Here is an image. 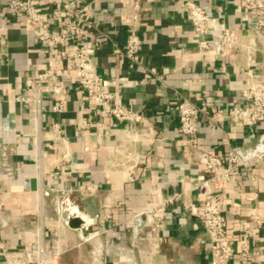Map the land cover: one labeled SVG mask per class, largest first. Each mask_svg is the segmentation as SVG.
Masks as SVG:
<instances>
[{
	"label": "built area",
	"instance_id": "2783aa9c",
	"mask_svg": "<svg viewBox=\"0 0 264 264\" xmlns=\"http://www.w3.org/2000/svg\"><path fill=\"white\" fill-rule=\"evenodd\" d=\"M1 1L12 26L31 34L45 60L44 68L35 75L25 73L18 77V88L24 89L25 93L13 99L28 109L29 136L37 147L33 166L41 228L37 240L28 242L23 249L8 247L0 234L1 264H60V258L69 246L63 245L61 238L53 233L50 238L46 237L43 203L45 197L53 195L54 220L62 226L69 224L65 197L72 192V177L78 165L73 159L70 139L63 134L65 126L53 121L47 128L43 127L48 111L45 101H52V113L63 115L67 112L70 93L68 83L78 87L86 101L84 110L88 116L76 119L72 126L79 132L95 130L96 146L105 153L102 169L106 179L108 175L121 174L108 182L134 183L141 178L138 171L142 164L146 168L159 165L162 159L156 154L144 153L142 148L158 140L160 135L149 117L122 102L121 94L111 88V82L91 59L90 50L99 48L108 37L94 21V5L99 0ZM110 1L120 4L121 24L127 31L126 41L118 53L129 62V69L134 70L140 63L143 46L139 34V29L144 26L141 2ZM237 2L242 11L241 20L246 23L242 31L222 24L221 18L210 7L200 5L197 0H179V10L192 27L187 43L193 46L198 59L210 65L227 56L240 72L241 99L228 112L209 115L207 100L200 92L196 93V102L177 104L178 133L186 149L185 162L194 167L198 177L185 180L178 191L167 196L162 195L157 182L152 184L151 198L141 212L126 220L120 219L102 231L88 232L83 236L84 242L89 243L91 236L101 240L102 235L107 236L115 227L122 228L129 232L140 261H147L149 253L158 251L162 234H166L172 225L170 207L180 203L184 213L181 222L186 224L189 219H196L209 238V264L257 263L256 249L264 231V214L257 206L260 194L244 195L241 180L247 175L256 182L261 178L259 171L264 170V0ZM109 21L113 23L114 19ZM183 61L189 62L187 55ZM169 72L168 69L164 71ZM202 119L210 124L222 119L232 127L249 130L254 142L247 146L231 142L222 155L208 151L202 147ZM44 138L49 143L45 144ZM56 143L60 144L61 152L46 176L44 163L55 150ZM82 147L85 152L91 150L89 144L84 143ZM4 172L11 176L13 169L4 167ZM16 174L20 175V172L16 170ZM85 191L91 195L95 193L91 186ZM242 194L251 206L245 214L235 215L238 237L234 238L225 209L240 211L242 206L233 197ZM0 208V215L8 222L9 218L2 206ZM122 209L117 197L108 194L99 217L103 222L112 221L114 214L110 211ZM146 228L149 231L143 239L141 235ZM144 241L147 242L145 250L141 249ZM89 244L94 254L93 262L97 264L104 256L103 251L105 253L109 248L106 244L99 248ZM125 261L137 264L133 258L127 257Z\"/></svg>",
	"mask_w": 264,
	"mask_h": 264
},
{
	"label": "crops",
	"instance_id": "0c3cea01",
	"mask_svg": "<svg viewBox=\"0 0 264 264\" xmlns=\"http://www.w3.org/2000/svg\"><path fill=\"white\" fill-rule=\"evenodd\" d=\"M140 2L144 26L139 29V34L143 46L140 63L134 70L129 69V62L118 53L127 37V31L121 24L122 8L118 3L110 0L95 3L94 21L108 37L99 48L89 50L98 71L111 82V88L121 94L122 102L153 121L159 131V139L143 146L142 151L158 155L161 163L150 168L142 164L138 171L141 178L137 182H108L121 177V174L108 175L106 179L102 169L105 153L96 146L95 130L79 132L72 126L76 119L88 116L84 110L86 101L78 87L68 83L70 93L67 112L63 115L52 113V101H45L48 111L44 115L43 127L47 128L53 121L65 126L63 134L70 139L73 159L78 166L72 177V192L65 197L66 216L70 217L72 226H62L54 220V197L49 195L43 203V229L47 238L52 233L59 236L61 243L68 245L70 250L82 248L83 236L88 232L102 231L120 219L126 220L141 212L151 198L152 184L157 182L162 195L167 196L178 191L185 180L198 177L194 167L185 162L186 149L178 133V103L196 102V93L200 92L207 100V113L217 115L228 112L241 99L240 72L234 61L225 56L214 64L202 63L193 52V46L187 43L192 27L179 10V0ZM197 2L210 7L224 25L240 31L246 26L241 20L242 11L237 0ZM1 4L0 0V207L9 221L0 215V234L8 247L23 249L28 242L37 240L36 235L41 228L39 199L36 191L26 186V181L35 180L33 165L37 147L29 136L28 109L13 99L25 93L24 89L18 88V77L25 73L35 75L44 68L45 60L31 34L13 27ZM110 18L114 19L113 23H110ZM185 55L189 58L188 63L183 61ZM165 69L170 72L164 73ZM200 126L202 147L220 155L227 151L231 142L242 146L254 142L249 130L232 127L222 119H217L215 124L202 119ZM258 130L263 131L262 128ZM43 141L49 143L47 138ZM84 143L90 145V152L83 151ZM59 152L61 147L56 143L55 150L50 152L44 163L46 176L54 167ZM4 167L13 169L11 176H7ZM259 174L261 178L256 182L244 175L241 185L244 195L260 194L257 206L264 214V170ZM88 186L95 190L94 194L85 191ZM108 194L117 197L123 209L111 210L113 220L103 222L99 213ZM244 195L233 197L241 204L240 211L225 209L232 223L234 238L238 237L235 215L245 214L251 206ZM170 211L173 212L172 225L166 234H162L158 251L149 253L148 262L140 261L129 232L115 227L107 236L102 235L101 240L98 238V246L94 245L99 248L106 244L109 248L105 253L103 251L104 256L97 264H127V257L133 258L137 264H209L210 243L202 226L193 218L186 224L181 222L184 213L180 203L171 206ZM259 242L256 264H264V231ZM91 253L94 257L93 251ZM90 264L96 263L92 261Z\"/></svg>",
	"mask_w": 264,
	"mask_h": 264
},
{
	"label": "rangeland",
	"instance_id": "374dc122",
	"mask_svg": "<svg viewBox=\"0 0 264 264\" xmlns=\"http://www.w3.org/2000/svg\"><path fill=\"white\" fill-rule=\"evenodd\" d=\"M89 243L82 241V248L68 249V252L61 256L60 264H90L93 261V255Z\"/></svg>",
	"mask_w": 264,
	"mask_h": 264
},
{
	"label": "water",
	"instance_id": "95a60500",
	"mask_svg": "<svg viewBox=\"0 0 264 264\" xmlns=\"http://www.w3.org/2000/svg\"><path fill=\"white\" fill-rule=\"evenodd\" d=\"M26 186L30 187V188L33 189V190H36V181H35V180L26 181ZM72 224H73L72 221L69 222V225H70V226H72ZM148 231H149L148 228H146V229L144 230V233L141 235V237H142L143 239L146 238V233H147ZM146 247H147V242L144 241V242L142 243V245H141V249L145 250Z\"/></svg>",
	"mask_w": 264,
	"mask_h": 264
},
{
	"label": "bare ground",
	"instance_id": "6f19581e",
	"mask_svg": "<svg viewBox=\"0 0 264 264\" xmlns=\"http://www.w3.org/2000/svg\"><path fill=\"white\" fill-rule=\"evenodd\" d=\"M113 177V176H112ZM111 177V178H112ZM89 241H90V243H92L93 245H95V246H98V238L96 237V236H91L90 238H89Z\"/></svg>",
	"mask_w": 264,
	"mask_h": 264
}]
</instances>
